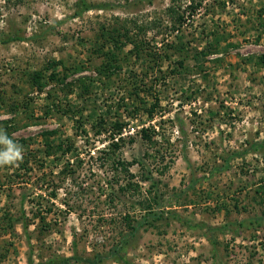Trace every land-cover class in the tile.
Here are the masks:
<instances>
[{"label": "rangeland", "instance_id": "1", "mask_svg": "<svg viewBox=\"0 0 264 264\" xmlns=\"http://www.w3.org/2000/svg\"><path fill=\"white\" fill-rule=\"evenodd\" d=\"M87 1L95 8L74 16V0H0V157H22L0 164V264H124L111 253L264 264V149L253 146L264 139V0ZM133 21L154 28L137 35ZM102 27L131 30L136 45L113 49ZM100 47L117 55L108 78L95 70ZM67 70L63 83L48 79ZM28 72L41 73V92ZM114 122L123 143L111 155ZM60 143L72 145L64 156ZM117 159L138 162V193L120 191ZM149 208L161 219L145 223ZM202 227L223 228L213 247Z\"/></svg>", "mask_w": 264, "mask_h": 264}, {"label": "trees", "instance_id": "2", "mask_svg": "<svg viewBox=\"0 0 264 264\" xmlns=\"http://www.w3.org/2000/svg\"><path fill=\"white\" fill-rule=\"evenodd\" d=\"M75 2V11L73 13L74 16H79L85 12H88L89 10L95 8V4L87 1V0H74ZM141 2L142 1H147L148 3L151 2V0H140ZM191 8V7H190ZM193 10H195L194 8H191ZM180 9H177L175 8L174 6H168L166 9H165V14L169 17V19L171 20V25L173 27H177L176 25H181L183 22H184V17H183V13L179 12ZM133 26L135 27H132V29H134L135 31H137V35L139 33H143L145 29L149 28H154V24L152 22L150 23H147V24H143V25H139L137 26L138 24L136 23V21H133L132 22ZM100 33L103 35V36H113L111 38V44L110 46L113 48V49H118L120 50L121 47L123 45H126V44H131L132 45H136L133 43V34H131V30H128L127 28H122L120 30H113L112 28H107V27H102L101 30H100ZM112 33V34H111ZM13 40H17V38L15 37H10L8 40L4 41V42H7V41H13ZM107 43V42H105ZM111 49V48H110ZM94 54L96 55H99V56H103L104 57V60H102L100 66L96 67L95 70H97V73L98 75H102V76H105L108 78V74H112L113 72V69H114V62L117 58V55H115L113 52H111L110 50L108 51H105L103 50L101 47L100 48H97V49H94L92 50ZM258 60L260 63H262L264 65V53L261 54L260 56H258ZM176 64L182 68V62L181 60L176 62ZM54 65V64H52ZM69 70H67L66 72L62 73L61 76H59L58 72H51L49 75H48V79L51 80V81H54V82H60V83H63L66 78L68 77V74H69ZM41 78H42V75L40 72H28L26 73V79H25V84H27L30 88H33L35 90H37L38 92H41L42 91V88H43V83L41 81ZM79 88H81V91H84V92H87L88 90V87L87 85H85V83L80 80V86ZM81 94L79 93V96L80 97ZM158 102H156L155 104H152L151 108L149 109V111L147 112V114H150L151 113V110L153 109V107L155 105H157ZM16 105V104H15ZM14 105V106H15ZM22 105V104H21ZM15 107L18 108V106L16 105ZM22 109L23 107L24 108H28V103H24V105L20 106ZM100 123H102V120L100 119ZM102 127V126H101ZM100 127V129H101ZM110 130H108V133H109V137H110V144H109V148H113L112 152H111V155L114 153L115 150L119 149L120 145L123 143L122 141V136H121V130H122V124L120 123H117V122H114L113 124H110ZM98 128L96 130V132H98ZM144 133V132H143ZM5 138H7V135H4ZM2 143V140H0V144ZM253 146L259 148V149H264V139L259 141V142H256L255 144H253ZM71 147L72 145L71 144H67L64 148H63V145L60 143L58 144L57 146H55V150H61V155L64 156V154H66L68 151L71 150ZM52 146H49V145H46V149L44 150V153L49 156L51 153H52ZM237 155V154H235ZM234 154H232V156H230L231 158L233 156H235ZM230 159V158H229ZM26 161V160H25ZM114 162L116 163V168L115 170H118L119 172L122 173L123 177H125L127 179L126 181V184H124L123 186L119 187L120 191H128V190H132V193L131 195H133L134 193H138L139 192V186L137 183H133L131 182L132 179H134V175L130 172L129 168L130 166L134 165L135 163H138V162H135V160H132L131 162H126L125 160H120V159H117L116 161L114 160ZM227 160H225V164L222 165V166H219V167H216L214 169V171H222V170H226L227 169ZM145 181H149V178H144ZM152 186V184H150ZM258 194H263L264 196V188L263 186H259L256 191ZM52 197L55 196V193L52 192L51 193ZM46 211L49 213L51 211L50 208H47ZM156 214H154V212L151 211V209L149 208L148 210L145 211V214L143 215V220L145 223H147L145 221V219H147V217L149 216H153L156 220H159L161 219L160 218V215H157V216H154ZM264 216V214H263ZM38 220L41 222V223H45V219H44V216H37ZM123 219L125 220V227L127 229H129V231L133 234L134 231L137 230V228L139 227L138 224H140L139 220H137V225L138 227H136L135 225L132 224V217L129 216V215H124ZM260 218H258L256 220V222L259 220ZM255 221V220H254ZM146 225V224H144ZM198 229H201V231L206 234V237H207V240L208 242L211 244V246L213 247V245H216L214 240H213V237H212V233H214L215 231H221V229L223 228H220V227H216V228H205V227H202V228H198ZM121 244V242L119 243ZM118 249L121 248L120 245H118L117 247ZM118 249H115L113 252H116L118 253ZM99 256H95L94 258V261H89V260H86V261H89L88 263H93V264H98L99 263V259H102V258H98ZM111 257H116V259L119 261V262H123L124 264H130L128 262H126L123 258L119 259L117 254H114V253H111ZM61 261H67V259H62ZM62 263V262H61Z\"/></svg>", "mask_w": 264, "mask_h": 264}, {"label": "clouds", "instance_id": "3", "mask_svg": "<svg viewBox=\"0 0 264 264\" xmlns=\"http://www.w3.org/2000/svg\"><path fill=\"white\" fill-rule=\"evenodd\" d=\"M22 159L18 151H12L11 154H4L3 157H0V164L12 163L15 160Z\"/></svg>", "mask_w": 264, "mask_h": 264}]
</instances>
